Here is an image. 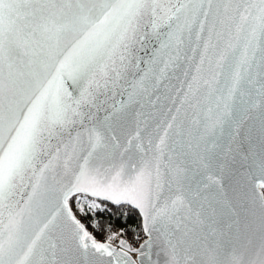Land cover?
I'll use <instances>...</instances> for the list:
<instances>
[{
	"label": "snow or ice",
	"instance_id": "obj_1",
	"mask_svg": "<svg viewBox=\"0 0 264 264\" xmlns=\"http://www.w3.org/2000/svg\"><path fill=\"white\" fill-rule=\"evenodd\" d=\"M0 264H264V0H0Z\"/></svg>",
	"mask_w": 264,
	"mask_h": 264
},
{
	"label": "trees",
	"instance_id": "obj_2",
	"mask_svg": "<svg viewBox=\"0 0 264 264\" xmlns=\"http://www.w3.org/2000/svg\"><path fill=\"white\" fill-rule=\"evenodd\" d=\"M70 204L73 207V200L70 202ZM106 206L110 210L109 214H101L96 212L94 214L87 213L82 217L83 220L87 219L89 221L90 224L85 223L84 221L83 222L88 228L89 232L96 236L98 240L103 241L110 229L114 231L123 229L129 235L134 233L139 234L142 232L140 218L135 210L124 205L114 207L106 204ZM97 223L103 226V230L94 227V225Z\"/></svg>",
	"mask_w": 264,
	"mask_h": 264
},
{
	"label": "water",
	"instance_id": "obj_3",
	"mask_svg": "<svg viewBox=\"0 0 264 264\" xmlns=\"http://www.w3.org/2000/svg\"><path fill=\"white\" fill-rule=\"evenodd\" d=\"M159 94H160V97L161 98H160L159 101H155V105L154 106L146 104L143 109L137 108V111H142L143 112V116L140 117V119L142 121V123H141V127L142 128L145 126L144 123H143V121H146L147 122V126L149 128L154 127L155 126V120L156 119H159V118H162L161 117V113L165 112L167 110V107L170 106V103H169V101L166 98L167 97L166 90L162 88L160 90V93ZM117 99H120V97H117ZM124 99L126 100L127 97H124ZM154 99L155 98L153 97V100ZM100 114L103 115V112H101ZM252 135H253V138L256 141V146L258 147V142H259L258 141V138H259V126H258V124L256 125V128L253 131ZM99 201H101L103 203H106V204H109V205L114 206V207L117 206V205L112 204L110 201H104V200H99ZM124 206H128V207H130L131 209H133V210H135L137 212V214H138V216L140 218V224H141V230H142V218H141L138 210L132 208L129 205H124ZM142 232H143V230H142ZM153 258L155 259V257H153Z\"/></svg>",
	"mask_w": 264,
	"mask_h": 264
},
{
	"label": "built area",
	"instance_id": "obj_4",
	"mask_svg": "<svg viewBox=\"0 0 264 264\" xmlns=\"http://www.w3.org/2000/svg\"><path fill=\"white\" fill-rule=\"evenodd\" d=\"M77 199H81V200H83L84 199V196L82 195V194H78V196L77 197H74L73 198V202L76 204V200ZM88 199H92V198H90V197H88ZM97 203H100L101 205H102V207L104 208V211H99V210H97V211H92L91 213H96V212H98V213H101V214H109L110 213V210H109V208L106 206V204L105 203H103V202H101V201H99V200H97ZM74 206V205H73ZM123 232H124V230H123ZM123 238L124 239H126L128 242H129V240L127 239V237H126V235H125V233H124V236H123ZM146 239V236L144 235V233L143 232H141V233H139V234H137V236H136V242L135 243H130L133 247H139L140 246V244L141 243H143V241Z\"/></svg>",
	"mask_w": 264,
	"mask_h": 264
},
{
	"label": "rangeland",
	"instance_id": "obj_5",
	"mask_svg": "<svg viewBox=\"0 0 264 264\" xmlns=\"http://www.w3.org/2000/svg\"><path fill=\"white\" fill-rule=\"evenodd\" d=\"M73 211H74V213L77 215V217L78 218H80L81 220H82V223H89V221L87 220V219H85V220H83V215H85V213H80L79 212V210H78V208H77V205L73 202ZM87 213H91V212H87ZM94 214V213H93ZM84 221V222H83ZM90 224V223H89ZM92 226V225H91ZM117 231H119V230H117ZM124 233H125V235H126V237H127V239L129 240V242L130 243H135L136 242V236H137V234H132V235H129L128 233H126V231L124 230ZM129 236H128V235Z\"/></svg>",
	"mask_w": 264,
	"mask_h": 264
},
{
	"label": "bare ground",
	"instance_id": "obj_6",
	"mask_svg": "<svg viewBox=\"0 0 264 264\" xmlns=\"http://www.w3.org/2000/svg\"><path fill=\"white\" fill-rule=\"evenodd\" d=\"M128 207V206H127ZM130 208V207H129ZM133 258H135V256L133 257Z\"/></svg>",
	"mask_w": 264,
	"mask_h": 264
}]
</instances>
